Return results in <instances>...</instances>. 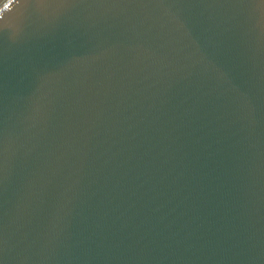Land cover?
<instances>
[{
    "label": "water",
    "instance_id": "1",
    "mask_svg": "<svg viewBox=\"0 0 264 264\" xmlns=\"http://www.w3.org/2000/svg\"><path fill=\"white\" fill-rule=\"evenodd\" d=\"M0 264H264V0H0Z\"/></svg>",
    "mask_w": 264,
    "mask_h": 264
}]
</instances>
